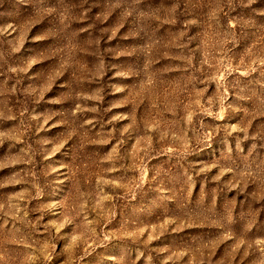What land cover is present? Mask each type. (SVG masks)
Wrapping results in <instances>:
<instances>
[{
	"label": "rangeland",
	"instance_id": "374dc122",
	"mask_svg": "<svg viewBox=\"0 0 264 264\" xmlns=\"http://www.w3.org/2000/svg\"><path fill=\"white\" fill-rule=\"evenodd\" d=\"M0 264H264V0H0Z\"/></svg>",
	"mask_w": 264,
	"mask_h": 264
}]
</instances>
